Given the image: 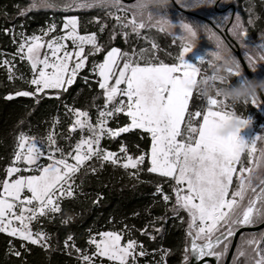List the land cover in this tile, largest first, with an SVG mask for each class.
<instances>
[{"label":"snow or ice","instance_id":"obj_1","mask_svg":"<svg viewBox=\"0 0 264 264\" xmlns=\"http://www.w3.org/2000/svg\"><path fill=\"white\" fill-rule=\"evenodd\" d=\"M205 2L184 0L182 6L193 9ZM132 5H125L123 0H32L29 7L19 10V16H25L32 9H59L66 13L73 9H100L116 20V26L127 37L129 33L124 30L130 29L139 35L141 29L149 26L136 21L130 12ZM113 9L125 15L113 16ZM79 23L77 16L67 15L62 18V27L53 20L47 28L41 29L40 35H26L23 30L16 33L15 26L3 29L5 34L12 36L16 51L10 59L0 60V67L6 69L9 81L20 79L31 88L17 90L16 96L32 97L38 103L42 96L49 95L47 90H56L54 98L60 99L89 64L90 57L105 51L96 34H80ZM248 23L252 24L254 20L250 19ZM155 25H160L162 31L165 27H178L185 40L194 42L197 36V27L183 19L178 25L170 20L152 26ZM106 26L102 24L100 31L103 32ZM19 27L23 29V25ZM232 34L250 47L245 43L248 31L238 15L232 25ZM86 45L90 46L87 52ZM250 48L264 51V43ZM191 51L190 45L184 46L176 57L178 63L168 64L154 63L155 57L148 58L147 50L129 54L112 47L102 62H92L91 72L99 77L96 82L104 98L103 105L97 108L95 120L89 111L65 104L66 115L73 118L67 136L55 131L60 121L54 119L52 128L43 136L21 131L16 137L9 165L3 169L4 176L0 178V233L18 238L22 241L21 247H26L23 242L49 247V234L42 228L33 231V222L39 224L41 218H55L56 214L62 213V201L77 195V175L97 172L99 169L88 163L96 161L100 169L111 164L123 168L136 179L145 171L169 178L171 194L166 193L162 185H157L155 195L161 197L167 207L174 194L171 211L176 216L181 211L187 213L190 246L184 249L182 264H204L205 258H214L217 264H222L229 248L223 242L234 236L236 228L264 222V147L257 148V142H264V136L245 141L238 135L227 138L218 135L220 122L227 118L229 111L218 110L219 100L216 98L207 101L203 112L188 110L194 92L192 85L200 74L197 64L185 60V54ZM221 53L224 49L218 40L212 57L223 60L224 71L231 76L243 79L239 62L231 54L225 58ZM245 56L253 70L257 61H264V57L257 60L248 51ZM17 58L30 65V79L23 74L17 75L14 63ZM203 59L201 57L199 61ZM83 79L87 83L89 78L85 76ZM258 101L257 96L251 103L256 108L264 106V102ZM120 114L130 123L110 127L109 122L118 120ZM200 117L202 120L197 125L195 121ZM242 121L245 128L252 124L249 117ZM134 129L142 130L150 137V151L129 154L127 144L122 143L118 154L102 146V140H114ZM77 130L80 138L74 145L69 144L66 150L59 140L71 141ZM135 147L140 149L138 144ZM245 154L247 164L242 159ZM70 221L71 217L61 220L65 224ZM91 232L89 230L87 238V245L92 246L91 254L76 247L72 234L64 240L70 254L73 248L78 254V264H97V261L104 264L102 258L112 264H139L140 258L149 255L159 257L150 264H167V257L171 254L164 249L149 253L130 235L126 243H122L128 232L127 225L120 231H99L95 235ZM142 234L156 239L148 227L142 230ZM262 242L264 233L259 238L246 239L237 250L234 264H238L240 257H244L242 264H264ZM10 251L20 256L17 249L11 248Z\"/></svg>","mask_w":264,"mask_h":264},{"label":"trees","instance_id":"obj_2","mask_svg":"<svg viewBox=\"0 0 264 264\" xmlns=\"http://www.w3.org/2000/svg\"><path fill=\"white\" fill-rule=\"evenodd\" d=\"M174 2L181 9L205 17L220 32H223L229 24L232 10L233 16L230 24L233 21L234 6L228 7L231 11L230 17L226 20L222 19L221 15L226 7L223 10L218 9L217 3L219 0H215L208 11H202L198 8L187 9L179 1L174 0ZM30 4L29 0H0V53H3V55H0V60L10 59L16 51L12 36L5 34L3 31L5 27L15 26L16 33L23 30L26 35H40L41 29L46 28L45 22L55 20L58 23L67 15L77 16L80 22L78 29L80 34H96L98 43L104 46L105 51L90 57L89 64L81 71L76 82L69 87L67 92L63 93L60 99L54 98L55 91H49V95L42 96L38 103L32 97L16 96L17 90H31V88L20 79L9 81L6 69L0 67V178L4 176L3 169L9 165L16 137L21 131L27 132L29 135L43 136L47 130L52 128L53 120L58 119L60 123L56 125L55 131L61 136H67L73 118L66 115L65 104L69 107L74 106L77 109L89 111L93 119L95 118L97 108L103 105L104 98L102 90L99 89L96 82L98 78L90 74L91 64L92 62H101L107 50L117 47L122 52H129V54H139L141 50H147L148 58L155 57L154 63L173 64L178 63L176 57L183 49L180 40L170 37L155 27H145L139 31V35L127 29L124 31L129 33L128 36H122L121 29L116 26L115 20L109 19L106 12L100 9L76 10L67 13L59 9H32L25 16H19V10H24ZM235 6L237 14H239L244 27L248 31L247 37L250 42L245 40V43L253 47L251 42L258 41L259 37L264 34V0H235ZM249 6L252 8V12L251 15H246L244 9L249 8ZM167 14L185 19L196 26L198 29L197 42L201 46L216 51L217 41L219 40L222 42L224 53L226 55L231 54L239 62L222 37L207 22L180 13L172 2ZM250 19H253L254 23L249 24ZM95 20L100 22H95ZM101 22L107 25L102 33L98 32V25ZM20 25H23V29L19 27ZM228 28V35L238 45L243 60L253 78L256 79L245 56V52H250L251 48L241 43L240 39L232 37L228 32ZM153 44L156 45L155 48H153ZM211 62V58L206 56L203 61L197 63V67L200 69L198 79L202 76H211L214 73L215 69ZM14 63L18 76L23 74L26 79L31 78L30 70L25 61L21 62L17 58ZM258 64L259 61L257 66ZM221 71L223 72V69ZM240 71L243 73V78H247L241 64ZM85 76L89 79L84 85L82 80ZM230 79L232 83H236L238 78L231 76ZM262 93L264 95V92ZM10 95L13 96L12 99L7 98ZM216 99L219 100L218 97ZM258 102H261L260 97ZM206 108L207 101L194 91L189 101L188 110L190 112L197 110L203 112ZM259 109L264 113L263 106ZM225 111H234L242 119L249 117L254 127L264 124V116L260 114L258 108L252 105L251 101L245 105H237L234 108L226 107ZM200 119L201 117L196 119L195 123L197 125ZM127 123H130L128 118L120 114L118 120L109 122V126L117 128L125 126ZM142 136L144 138H141ZM72 137L71 141L60 139L59 143L63 146L74 144L79 139V132L73 133ZM122 143L127 144L129 154H136L138 151H149L151 146L150 137L139 129L122 133L120 137L114 140H102V146L117 153ZM137 144L140 146L139 150L135 147ZM88 163L94 164L99 170L97 172L88 171L87 174L82 172L77 175V195L75 198H66L62 201V213L56 214L55 218H41L39 224L35 222L32 224L33 231L42 228L49 234L50 246L44 248L23 242L26 247H21V240L0 233V264H78V254L75 249L73 248L70 254L69 249L64 245V240L69 234L74 236L76 247L91 254L92 246L87 245L89 230H92L91 234L95 235L99 231H120L124 229L125 225L128 226V232L125 234L122 243H126L130 235L138 243L143 244L149 253L160 249L169 250L171 254L167 257V264H182L184 249L189 244L186 215L181 211L179 216H176L171 211L174 194L167 207L163 204L161 197L155 195L157 185H162L164 191L171 194L170 183L172 182L170 179L146 171L140 174L139 179H136L130 177L126 170L121 167L105 164L100 169L98 162L90 161ZM97 200L98 203H96ZM68 217H71L69 223L61 222L62 219ZM261 223H255L247 227L257 226ZM145 227H148V231L156 236L155 240L142 234ZM156 229H160V231H156ZM262 233H264V228L258 232L241 233L229 264H234L237 250L246 239L252 236L259 238ZM231 242L232 237L223 243H227L230 248ZM223 243L219 247L222 248ZM261 247H264V242L261 243ZM11 248L20 251V256L12 254ZM226 256L227 254L223 258L222 264ZM158 258V255H149L140 258L139 264H150L151 261ZM103 260L104 264H112L107 259ZM243 261L244 257H240L238 264H242ZM97 264H99V261H97ZM215 264H217L216 260Z\"/></svg>","mask_w":264,"mask_h":264},{"label":"clouds","instance_id":"obj_3","mask_svg":"<svg viewBox=\"0 0 264 264\" xmlns=\"http://www.w3.org/2000/svg\"><path fill=\"white\" fill-rule=\"evenodd\" d=\"M171 0H135L130 8L131 14L138 23L148 25L167 20L168 8ZM225 58L226 54L221 53ZM250 55L260 60L264 57V51L252 48ZM212 66L215 69L212 76H202L193 85L195 91L201 98L208 101L210 98H219L218 110L225 111V108H234L237 105H245L259 92H264V79H237L236 83L231 82V75L224 71L223 60L213 57ZM223 69V72L221 71ZM245 128L242 118L234 111H229L227 118L220 122L218 135L227 138L240 134Z\"/></svg>","mask_w":264,"mask_h":264},{"label":"rangeland","instance_id":"obj_4","mask_svg":"<svg viewBox=\"0 0 264 264\" xmlns=\"http://www.w3.org/2000/svg\"><path fill=\"white\" fill-rule=\"evenodd\" d=\"M30 2H32V0H29ZM176 1H179L180 2V4H182L183 5V2H184V0H176ZM135 1H133L132 3H124L125 5H127V6H131L133 3H134ZM214 2H215V0H206V2L205 3H203V4H201V5H198V6H196L195 8H198V9H202V11H208V9L210 8V5L212 6L213 4H214ZM229 6H234V9H235V13H234V17H233V21H232V23L230 24V26H229V28H228V32L230 33V35L232 36V37H236V36H234L233 34H232V25L234 24V23H236V17H237V15L239 16V14H237V12H236V6H235V0H219V2L217 3V8L218 9H220V10H223V9H225V7H226V10L222 13V15H221V17H222V19H228L229 17H230V14H231V11H230V9H228V7ZM33 10H36V9H33ZM49 10H53V9H49ZM76 10H78V9H73L72 11H76ZM244 11H245V13H246V15H251V12H252V8H250V6H249V8H245L244 9ZM113 12V16H115V15H120V16H124L125 15V13L124 12H119V13H117L115 10H113L112 11ZM107 15V14H106ZM128 15V17L129 18H131V14L130 13H128L127 14ZM108 17V16H107ZM240 17V16H239ZM109 18V17H108ZM167 20H170L173 24H177L178 25V23H179V21L181 20V18H179V17H177V16H175V15H173L172 16V14H167ZM109 19H114V18H109ZM115 20V19H114ZM185 22H188L187 20H185V19H183ZM98 20H95V22H97ZM115 22H116V20H115ZM240 22L241 23H243L242 22V20H241V18H240ZM117 23V22H116ZM190 23V22H189ZM58 26H60V27H62V19H61V21H59L58 23ZM102 24H105L104 22H101L100 23V25H98V32H100V33H102L101 31H100V28H101V26H102ZM155 23H151V24H149V26H147V27H155V28H158L159 30H161V27H160V25H155V26H152V25H154ZM47 28V27H46ZM162 31V30H161ZM163 32H165L166 34H168L170 37H172V38H175V39H178V40H180L181 41V43L183 44V47L184 46H186V45H190L191 47H192V51L190 52V53H186L185 54V60H186V62H188V63H192V64H197V63H199V62H201V61H199V58H201V57H204V59H205V57L206 56H209L210 58H211V60H213V57H212V53L214 52V50H209V49H207V48H205V47H203V46H201L198 42H197V37L195 38V40H194V42L193 41H190V40H185V39H182L181 37L183 36V33H182V30H180L178 27H175V28H168V27H165L164 28V30H163ZM82 35H91V34H82ZM122 36H124L123 34H122ZM48 37H45V39H47ZM237 38V37H236ZM246 40L247 41H249V38L247 37L246 38ZM250 42V41H249ZM261 43H264V34H262L260 37H259V39H258V41H256V42H251V44H252V46L253 47H257V46H259ZM69 46H70V48H71V44H70V42H69ZM89 47L90 46H85V50H86V52L89 50ZM109 50H111V48L109 49ZM183 50V49H182ZM258 50V49H257ZM108 51V50H107ZM106 51V52H107ZM225 54V53H224ZM105 55H106V53H105ZM104 58V57H103ZM103 61V60H102ZM101 61V62H102ZM26 62V65L28 66V68H29V70H30V65L27 63V61H25ZM258 62V61H257ZM122 66V65H121ZM252 68V67H251ZM252 72H253V74H254V76L256 77V79H264V62L263 61H259V64H258V66H257V63H256V67H255V70H253V68H252ZM90 74L91 75H93L92 74V72H90ZM95 77H97V76H95ZM98 79H99V77H97ZM82 81H85L84 79L82 80ZM48 92L49 91H56V90H47ZM258 110H259V112H260V114L261 115H263L264 116V113H263V111L261 110V109H259L258 108ZM93 120H95V118L93 119ZM202 120V117H201V119H200V121ZM199 121V122H200ZM199 124V123H198ZM76 132H79V130H77ZM258 135H261V136H264V124L263 125H261V126H256V127H254L252 124L249 126V127H246V128H244V129H242L241 130V132H240V134H239V136L242 138V139H244L245 141H250V140H252V139H254L256 136H258ZM79 138H80V132H79ZM69 144H66V146H65V148L67 149V146H68ZM74 145V144H73ZM151 147V146H150ZM261 147H264V142H260V141H258L257 142V148L259 149V148H261ZM68 150V149H67ZM150 151V150H149ZM259 153L257 152V155H258ZM242 159L245 161V164H247V155L245 154L243 157H242ZM69 162H72V161H69ZM234 186H235V177H234ZM174 200H175V196H174ZM185 213V212H184ZM185 215H186V221H188V217H187V213H185ZM103 259H106V258H103Z\"/></svg>","mask_w":264,"mask_h":264},{"label":"water","instance_id":"obj_5","mask_svg":"<svg viewBox=\"0 0 264 264\" xmlns=\"http://www.w3.org/2000/svg\"><path fill=\"white\" fill-rule=\"evenodd\" d=\"M133 1H135V0H123V3H127V4H128V3H132ZM171 2L173 3V5L175 6V8H176L180 13H182V14H184V15H187V16L194 17V18H198V19H200V20H203V21L207 22L211 27H213V28L216 30V32L222 37V39L225 41V43L228 45V47L231 49V51L235 54V56L237 57V59L239 60V62H240V64H241V66H242V68H243V70H244V72H245L247 78H248V79H253V76L251 75V73H250V71H249V69H248V67H247V65H246V63H245V61L243 60V57L241 56V53H240V50H239L238 45L233 41V39H232V38L228 35V33H227V28H228V26H229V24H230V22H231V20H232L233 10H232V15H231V19H230L229 24L227 25V27L224 29L223 32H220V31L217 30V29L213 26V24H212L208 19H206L205 17H202V16L197 15V14H195V13H192V12L186 11V10H184V9H181L180 7H178V6L175 4L174 0H171ZM232 9H233V7H232ZM258 95H259V97H260L261 102H264V95H263V93H262V92H259ZM263 108H264V106H263ZM263 228H264V222H262L261 224H259V225H257V226H252V227L244 226V227H240L239 229H237V230L235 231L234 236H232L231 246H230V248H229V251H228V253H227L226 259H225V261H224L223 264H229V261H230V259H231L232 254H233V251H234V248H235V245H236L237 239H238V237H239V235H240L241 233H243V232H258V231L262 230ZM188 246H190V245L188 244ZM205 262H208V263H210V264H215V260H214V258H205L204 263H205Z\"/></svg>","mask_w":264,"mask_h":264},{"label":"built area","instance_id":"obj_6","mask_svg":"<svg viewBox=\"0 0 264 264\" xmlns=\"http://www.w3.org/2000/svg\"><path fill=\"white\" fill-rule=\"evenodd\" d=\"M51 21H53V20H51ZM49 23L50 22H45L44 23V25H45V27H47L48 25H49ZM82 83L85 85L86 83H85V81H82ZM104 140H108V139H104ZM118 153H119V151H118ZM6 234V233H5Z\"/></svg>","mask_w":264,"mask_h":264},{"label":"flooded vegetation","instance_id":"obj_7","mask_svg":"<svg viewBox=\"0 0 264 264\" xmlns=\"http://www.w3.org/2000/svg\"><path fill=\"white\" fill-rule=\"evenodd\" d=\"M215 260V259H214ZM204 264H210V263H208V262H205Z\"/></svg>","mask_w":264,"mask_h":264}]
</instances>
